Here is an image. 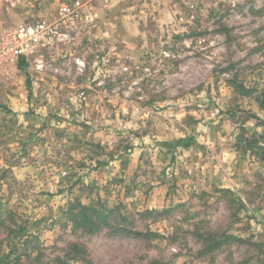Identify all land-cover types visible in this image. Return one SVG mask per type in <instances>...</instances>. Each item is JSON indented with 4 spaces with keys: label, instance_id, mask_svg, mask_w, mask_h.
Listing matches in <instances>:
<instances>
[{
    "label": "rangeland",
    "instance_id": "1",
    "mask_svg": "<svg viewBox=\"0 0 264 264\" xmlns=\"http://www.w3.org/2000/svg\"><path fill=\"white\" fill-rule=\"evenodd\" d=\"M73 1L0 0V34ZM78 1L0 81V264H264V0Z\"/></svg>",
    "mask_w": 264,
    "mask_h": 264
},
{
    "label": "built area",
    "instance_id": "2",
    "mask_svg": "<svg viewBox=\"0 0 264 264\" xmlns=\"http://www.w3.org/2000/svg\"><path fill=\"white\" fill-rule=\"evenodd\" d=\"M78 0L62 5L54 22L36 21L22 24L14 31L0 34V81L17 64L18 60H29L41 52H52L58 43L68 38L67 24L80 15Z\"/></svg>",
    "mask_w": 264,
    "mask_h": 264
},
{
    "label": "trees",
    "instance_id": "3",
    "mask_svg": "<svg viewBox=\"0 0 264 264\" xmlns=\"http://www.w3.org/2000/svg\"><path fill=\"white\" fill-rule=\"evenodd\" d=\"M23 64V63H21ZM241 91L246 92L245 88H243L242 86L240 87ZM260 108L264 109V102H261L260 104ZM162 146H165L167 148H173L175 149L176 147H182V148H188L194 145V142L191 138H182V139H177L174 140L171 143H162ZM72 221L73 224H75V227L82 229L83 231L88 230V231H95L103 226L107 225V218L102 216L101 212H98L97 210H95L94 208H90V207H85V206H79V211L76 215H72ZM235 241L236 239L228 236L225 238V240L223 242H216L215 240H213L212 242L209 241L210 244H208L207 248H206V252H210L214 249H217L221 244H225L228 243L227 241ZM239 242H241V240H237ZM71 251L76 252V256L73 257L74 259H82L79 258V252L82 253V251L80 250V247H76V246H71ZM68 255V254H66Z\"/></svg>",
    "mask_w": 264,
    "mask_h": 264
}]
</instances>
